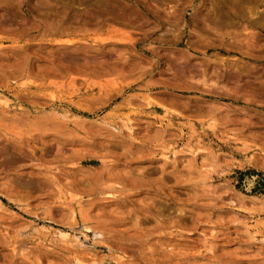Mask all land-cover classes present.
<instances>
[{
  "label": "rangeland",
  "instance_id": "1",
  "mask_svg": "<svg viewBox=\"0 0 264 264\" xmlns=\"http://www.w3.org/2000/svg\"><path fill=\"white\" fill-rule=\"evenodd\" d=\"M0 264H264V0H0Z\"/></svg>",
  "mask_w": 264,
  "mask_h": 264
},
{
  "label": "bare ground",
  "instance_id": "2",
  "mask_svg": "<svg viewBox=\"0 0 264 264\" xmlns=\"http://www.w3.org/2000/svg\"><path fill=\"white\" fill-rule=\"evenodd\" d=\"M132 100V99H131ZM132 102V101H131ZM148 104H149V102H148ZM150 105V104H149Z\"/></svg>",
  "mask_w": 264,
  "mask_h": 264
}]
</instances>
